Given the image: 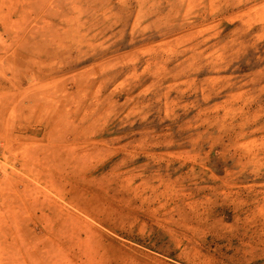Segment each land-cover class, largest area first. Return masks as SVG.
<instances>
[{
  "label": "rangeland",
  "instance_id": "1",
  "mask_svg": "<svg viewBox=\"0 0 264 264\" xmlns=\"http://www.w3.org/2000/svg\"><path fill=\"white\" fill-rule=\"evenodd\" d=\"M44 262L264 264V0H0V264Z\"/></svg>",
  "mask_w": 264,
  "mask_h": 264
},
{
  "label": "bare ground",
  "instance_id": "2",
  "mask_svg": "<svg viewBox=\"0 0 264 264\" xmlns=\"http://www.w3.org/2000/svg\"><path fill=\"white\" fill-rule=\"evenodd\" d=\"M57 159H58V158H57ZM68 163H69V162H68ZM83 166H85V165H83ZM60 209H61V208H60ZM63 220H64V219H63ZM69 222H70V221H69ZM68 234H69V233H68ZM77 237H78V236H77ZM12 263H13V262H12ZM14 263H15V262H14ZM44 263H45V262H44ZM48 263H49V262H48ZM48 263H47V264H48ZM45 264H46V263H45ZM105 264H106V263H105Z\"/></svg>",
  "mask_w": 264,
  "mask_h": 264
}]
</instances>
